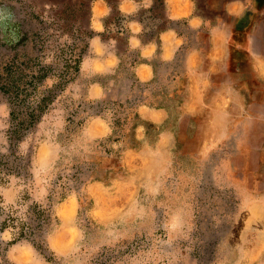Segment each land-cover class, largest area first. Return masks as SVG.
Instances as JSON below:
<instances>
[{
  "label": "rangeland",
  "instance_id": "rangeland-1",
  "mask_svg": "<svg viewBox=\"0 0 264 264\" xmlns=\"http://www.w3.org/2000/svg\"><path fill=\"white\" fill-rule=\"evenodd\" d=\"M92 1L0 0V264H264V106L201 146L162 73L131 101L178 135L145 169L133 103L84 95Z\"/></svg>",
  "mask_w": 264,
  "mask_h": 264
},
{
  "label": "crops",
  "instance_id": "crops-1",
  "mask_svg": "<svg viewBox=\"0 0 264 264\" xmlns=\"http://www.w3.org/2000/svg\"><path fill=\"white\" fill-rule=\"evenodd\" d=\"M88 25L80 72L92 77L84 94L89 101L113 96L131 103L166 73L179 99L177 121L193 118L195 136L207 147L227 138L247 107L264 106V0H93ZM132 103L139 120L133 152L147 158L142 166L150 170L155 157L168 160L177 127L168 125L166 105ZM148 126L159 129L153 140ZM89 131L103 137L110 128L96 117Z\"/></svg>",
  "mask_w": 264,
  "mask_h": 264
},
{
  "label": "trees",
  "instance_id": "trees-1",
  "mask_svg": "<svg viewBox=\"0 0 264 264\" xmlns=\"http://www.w3.org/2000/svg\"><path fill=\"white\" fill-rule=\"evenodd\" d=\"M258 2V0H256Z\"/></svg>",
  "mask_w": 264,
  "mask_h": 264
}]
</instances>
